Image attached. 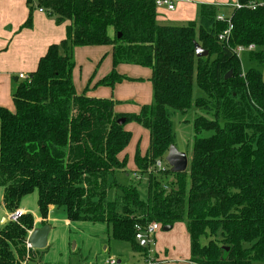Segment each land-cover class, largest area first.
<instances>
[{
  "label": "trees",
  "instance_id": "trees-1",
  "mask_svg": "<svg viewBox=\"0 0 264 264\" xmlns=\"http://www.w3.org/2000/svg\"><path fill=\"white\" fill-rule=\"evenodd\" d=\"M154 2L27 0L23 27L31 26L35 8L67 24L65 37L48 46L35 70L13 88V109L0 106L4 205L12 213L36 192L42 224L49 205L62 207L66 219L104 223L112 238L143 256L149 244L136 239L138 231L151 222L184 223L191 264H262L264 80L256 68L241 69L235 49L253 45L251 58L264 67V4L232 9L230 35L221 42L217 35L226 23L216 20L219 6L201 3L196 20L165 25L156 20ZM195 43L207 56L196 57ZM93 45H111L114 63L151 68L150 105L136 114L116 112L118 101L75 92L73 48ZM114 78L111 72L99 83L111 86ZM191 107L201 112L192 121L191 156L185 171L173 173L165 162L174 144L172 114ZM130 122L149 135L146 154L136 148L134 171L122 155ZM118 172L135 173L138 182L120 184ZM142 179L144 198L136 186ZM32 228L30 213L2 225L0 264H20L26 253L28 264L35 260L40 251L25 247Z\"/></svg>",
  "mask_w": 264,
  "mask_h": 264
},
{
  "label": "crops",
  "instance_id": "crops-1",
  "mask_svg": "<svg viewBox=\"0 0 264 264\" xmlns=\"http://www.w3.org/2000/svg\"><path fill=\"white\" fill-rule=\"evenodd\" d=\"M32 1L35 3L37 0ZM234 1L236 0H172V10L166 7L156 9V20L159 24L185 25L192 20H196L197 9L201 3L219 6L220 13L228 15L232 10L224 6ZM28 14L27 0H0V106L7 107L10 110L13 109L12 90L22 80L18 75H30L35 70L39 59L46 53L48 46L58 43L65 37L67 22L57 24L53 17L48 15L45 10L35 8L32 12L31 26L23 27ZM108 32L110 36L113 35L112 29H109ZM72 60L71 78L77 94L118 101L119 103L114 106V110L122 113L136 114L140 111L141 107L151 104L152 83L151 68L149 66L121 61L114 63L111 45L74 47ZM111 72L115 74L113 84L111 86L100 84L99 81ZM134 103L135 106L132 105ZM125 128L131 132L129 142L131 148L126 150L127 146L122 155L127 157V169L134 171L136 167L133 155L136 148L142 156L146 154L149 135L147 129L132 122L126 124ZM18 209H21L23 214L30 213L32 215L33 228L49 225L50 230L47 236L46 247L51 246L52 242L56 244L52 233L54 223L57 221V217L52 216L54 206L49 205L44 224H42L43 219L39 216L37 204V213L30 212L23 203L21 206L19 204ZM10 213L4 205L3 188L0 187V228L9 221L8 217ZM62 220L68 227L74 226V222L66 219V217ZM174 225L167 232L171 231ZM99 227H97L99 231L104 228L101 227L99 229ZM184 229L189 256V239L185 225ZM31 230L28 231V234ZM105 232L108 236L107 227ZM162 234L158 235L159 238L169 236V234ZM102 238V236H99L100 241H102ZM171 240L169 245L172 247V251H174L176 250V245L172 244ZM73 247L77 248L75 244ZM109 248L110 246L107 244L103 249L106 251ZM161 250L157 249L158 253L155 252L152 255L150 249L147 256L132 251L131 254L133 255L117 259L116 262L117 264H189L188 257L176 258L175 255L171 254L167 256L169 254L168 250L164 249V252ZM39 251V253H36L35 260L30 261V264H35L36 259L41 256L44 250ZM84 264H105V260L102 258L97 263L85 260Z\"/></svg>",
  "mask_w": 264,
  "mask_h": 264
},
{
  "label": "rangeland",
  "instance_id": "rangeland-1",
  "mask_svg": "<svg viewBox=\"0 0 264 264\" xmlns=\"http://www.w3.org/2000/svg\"><path fill=\"white\" fill-rule=\"evenodd\" d=\"M160 9V8H157ZM253 50L247 48L243 49L238 53L240 59V66L243 71L248 70L249 68H256L260 71L262 79L264 80V67H261L251 58ZM133 103V102H131ZM135 106V103L132 104ZM201 112L191 107L187 112L180 113L174 112L172 114V129L174 134V146L183 153L186 154L187 159L191 156L192 141H193V129L192 121L198 116ZM137 124L136 122H132ZM141 126V125H140ZM142 127V126H141ZM130 144L126 150L130 149ZM130 156V154H129ZM134 157V155H133ZM132 158V157H131ZM134 161V160H133ZM129 168V166H128ZM128 170V169H127ZM129 171V170H128ZM131 175H125L124 173H116V178L120 184H136L138 182L136 176L132 177ZM135 178V179H134ZM170 179V178H168ZM140 197H145V179H142L137 185ZM112 197V193H111ZM36 192L24 196L20 201V206L23 203L26 208L31 212L37 213L36 210ZM52 216L57 217V221L54 223L53 227V238L55 240L54 244L52 242L51 246L45 247L41 256L36 259L35 264H84L85 260L93 261L94 263L107 260L108 258L122 259L123 257H128L133 255L132 250L128 242L123 240H116L112 238L110 228H107L108 236L106 231V225L103 223H92L88 221H73L74 226L68 227L63 223L64 219V209L62 207H54V212ZM100 226V227H99ZM101 229L103 230H98ZM105 229V230H104ZM51 233V234H52ZM163 233V234H162ZM167 235L162 236L164 238H159L158 235ZM184 224L178 223L174 225L173 229L169 232L162 231L159 229L155 235L152 237V242L149 244V251L151 249V254L154 255L155 252L158 253L157 249H167L169 254L167 256L175 255V257L187 258L188 257V248L186 245ZM98 236V237H97ZM99 236H102V241H100ZM184 236V240H183ZM172 244H175L176 250L172 251V247L169 245L170 239ZM199 241L202 245L206 244L208 238L205 235L201 236ZM109 242V243H108ZM77 247L74 248L73 246ZM109 244V250L104 251V246ZM172 251V253H171ZM135 262V261H134Z\"/></svg>",
  "mask_w": 264,
  "mask_h": 264
},
{
  "label": "built area",
  "instance_id": "built-area-1",
  "mask_svg": "<svg viewBox=\"0 0 264 264\" xmlns=\"http://www.w3.org/2000/svg\"><path fill=\"white\" fill-rule=\"evenodd\" d=\"M155 2V6L156 9L157 8H161V7H166L169 10L173 9V3L172 0H154ZM264 4V0H247L246 2H241L239 0H236L232 3H228L226 4L224 7L230 8L232 9H239V8H250V9H255L256 7L263 5ZM41 10V9H40ZM216 20L221 21L226 23V27L223 31H221L218 35H217V39L221 42L223 41H227L229 35H230V31L232 28L231 22H230V14L228 15H223L222 13H218L216 15ZM249 49L252 50L253 49V45H249L247 47H243V46H238L235 49L236 54L238 55V53L240 51H242L243 49ZM19 78L21 79H25L27 76L23 75V74H19L18 75ZM155 166L157 169L160 170H164L165 166L164 163L160 160H156L155 161ZM136 176L135 178H137V174L133 173V177ZM164 188H167L166 185H164ZM23 214V212L21 211V209H16L15 211H13L12 213L9 214V220L15 221L16 219H18L21 215ZM161 228V226L158 223L155 222H151L150 224H148V226L146 227V229L144 231H138L135 235L136 239L138 241H143L144 243H151L152 237L155 234L156 231H158ZM25 247L26 250L28 251L29 249H32L30 247V245L27 243V241L25 242ZM29 262V254L26 253V255L24 256V258L22 260H20V264H28ZM105 264H117L115 258H108L105 261ZM189 264H191L189 262Z\"/></svg>",
  "mask_w": 264,
  "mask_h": 264
},
{
  "label": "water",
  "instance_id": "water-1",
  "mask_svg": "<svg viewBox=\"0 0 264 264\" xmlns=\"http://www.w3.org/2000/svg\"><path fill=\"white\" fill-rule=\"evenodd\" d=\"M119 36V34H118ZM196 57H205L207 56V51L202 49L197 43L194 44ZM231 75V72L225 74V78H228ZM121 122V120L119 121ZM165 162L169 165L171 172L180 173L186 170L188 159L185 153L179 151L174 144H171L168 148V151L165 155ZM171 225L161 226V230L167 231L171 228ZM50 230L49 225H43L41 227L33 228L28 236L27 243L32 249L42 250L47 246V236ZM141 244H144L142 241ZM227 249V247H225Z\"/></svg>",
  "mask_w": 264,
  "mask_h": 264
}]
</instances>
